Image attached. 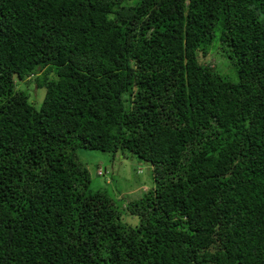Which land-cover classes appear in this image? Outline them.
<instances>
[{
  "label": "trees",
  "instance_id": "obj_1",
  "mask_svg": "<svg viewBox=\"0 0 264 264\" xmlns=\"http://www.w3.org/2000/svg\"><path fill=\"white\" fill-rule=\"evenodd\" d=\"M82 149L151 166L138 225ZM0 264H264V0H0Z\"/></svg>",
  "mask_w": 264,
  "mask_h": 264
},
{
  "label": "rangeland",
  "instance_id": "obj_2",
  "mask_svg": "<svg viewBox=\"0 0 264 264\" xmlns=\"http://www.w3.org/2000/svg\"><path fill=\"white\" fill-rule=\"evenodd\" d=\"M213 52L215 57L209 55L207 58L212 62L211 67L216 66V60L226 58L225 54L219 53L221 51L214 50ZM230 68V71L226 69L225 75L235 81L237 77L233 70L234 67ZM19 87H21L20 84L17 85V88ZM29 89L31 90L29 101L34 108L39 109L45 90L35 87ZM78 159L87 168L90 188L94 191H103L112 199L115 207L121 212V223L127 226L138 225L139 219L131 216L124 207L126 203L140 199L147 190L153 188L151 166L126 151L113 155L97 150L82 149L78 152ZM100 170L102 176L98 175L101 173Z\"/></svg>",
  "mask_w": 264,
  "mask_h": 264
}]
</instances>
